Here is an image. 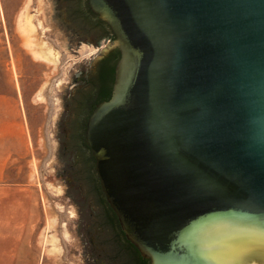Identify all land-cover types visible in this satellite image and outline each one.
I'll return each mask as SVG.
<instances>
[{
	"label": "water",
	"instance_id": "95a60500",
	"mask_svg": "<svg viewBox=\"0 0 264 264\" xmlns=\"http://www.w3.org/2000/svg\"><path fill=\"white\" fill-rule=\"evenodd\" d=\"M88 3L121 57L86 142L127 239L151 264H264V0ZM73 76L58 81L49 165L58 207L76 218L71 261L127 264L111 230L78 225L55 175Z\"/></svg>",
	"mask_w": 264,
	"mask_h": 264
},
{
	"label": "rangeland",
	"instance_id": "374dc122",
	"mask_svg": "<svg viewBox=\"0 0 264 264\" xmlns=\"http://www.w3.org/2000/svg\"><path fill=\"white\" fill-rule=\"evenodd\" d=\"M54 0H0V264H74L65 225L75 216L58 207L49 182L58 81L104 47L79 50Z\"/></svg>",
	"mask_w": 264,
	"mask_h": 264
},
{
	"label": "flooded vegetation",
	"instance_id": "af4514ba",
	"mask_svg": "<svg viewBox=\"0 0 264 264\" xmlns=\"http://www.w3.org/2000/svg\"><path fill=\"white\" fill-rule=\"evenodd\" d=\"M54 3V17L68 27L71 44L106 48L101 55L77 65L63 110L57 117L59 147L55 175L64 184L65 196L77 210L78 225L89 222L97 227L98 233L111 230L115 241L134 255V245L127 239L107 200L96 169V158L86 142L87 123L93 110L113 94L121 57L115 44L116 36L108 23L91 10L88 0H54ZM147 261L151 264L150 259Z\"/></svg>",
	"mask_w": 264,
	"mask_h": 264
},
{
	"label": "trees",
	"instance_id": "16d2710c",
	"mask_svg": "<svg viewBox=\"0 0 264 264\" xmlns=\"http://www.w3.org/2000/svg\"><path fill=\"white\" fill-rule=\"evenodd\" d=\"M134 247V255H133V253H129V262H127V264H148V261H147V258H145V257H143L142 255H141V253L139 252V250L135 247V246H133ZM117 258H118V256H117ZM121 260V259H120ZM122 262L120 263V264H125L124 262H123V260H121Z\"/></svg>",
	"mask_w": 264,
	"mask_h": 264
}]
</instances>
